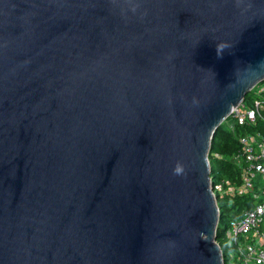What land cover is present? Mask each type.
<instances>
[{"label":"water","instance_id":"1","mask_svg":"<svg viewBox=\"0 0 264 264\" xmlns=\"http://www.w3.org/2000/svg\"><path fill=\"white\" fill-rule=\"evenodd\" d=\"M262 82L264 0H0V264H223L211 141Z\"/></svg>","mask_w":264,"mask_h":264},{"label":"built area","instance_id":"2","mask_svg":"<svg viewBox=\"0 0 264 264\" xmlns=\"http://www.w3.org/2000/svg\"><path fill=\"white\" fill-rule=\"evenodd\" d=\"M254 90L259 98H255L251 106L242 101L232 108L225 120H229V129L232 130L234 125L254 124L257 118H261L264 82ZM238 144L239 151L231 161L239 168L240 182L237 184L226 178L212 182L210 177L212 191L215 199L223 195L229 198L237 195L252 196V207L243 210L240 217L228 220L223 229V240L234 250L240 264H264V199L251 191L252 179L256 174L264 181V133H244L238 136Z\"/></svg>","mask_w":264,"mask_h":264},{"label":"trees","instance_id":"3","mask_svg":"<svg viewBox=\"0 0 264 264\" xmlns=\"http://www.w3.org/2000/svg\"><path fill=\"white\" fill-rule=\"evenodd\" d=\"M255 98H259V96L253 89L245 96L243 101L246 105L251 106ZM224 122L220 124L211 141V151L208 157L210 177L212 182L226 178L238 184L240 182L239 168L231 161L232 157L239 151L238 136L247 132L260 131L264 133V109L261 111V118H257L254 124L234 125L231 130L228 127H224ZM216 200L220 212L216 239L222 251L223 264H240L234 250L228 244L222 246V242L219 241L220 238L223 241V229L225 227L221 224V220L225 213L228 217L227 221L240 217L243 210L252 207L253 198L251 195H237L233 198L223 195L221 198L217 197Z\"/></svg>","mask_w":264,"mask_h":264},{"label":"rangeland","instance_id":"4","mask_svg":"<svg viewBox=\"0 0 264 264\" xmlns=\"http://www.w3.org/2000/svg\"><path fill=\"white\" fill-rule=\"evenodd\" d=\"M228 121L229 120H227V121H225L224 122V127H227V123H228ZM251 191L252 192H256V193H258V195H259V197L261 198V199H264V181L256 174L255 175V177L252 179V188H251ZM227 219H228V217H227V214L225 213L224 214V217L222 218V220H221V224L223 225V226H226L227 225ZM219 241H221L222 243V246H224V244H226L225 242H224V240L222 241L221 240V238H220V240Z\"/></svg>","mask_w":264,"mask_h":264},{"label":"clouds","instance_id":"5","mask_svg":"<svg viewBox=\"0 0 264 264\" xmlns=\"http://www.w3.org/2000/svg\"><path fill=\"white\" fill-rule=\"evenodd\" d=\"M173 174L176 176L185 175V166L182 163L177 162L173 168Z\"/></svg>","mask_w":264,"mask_h":264}]
</instances>
